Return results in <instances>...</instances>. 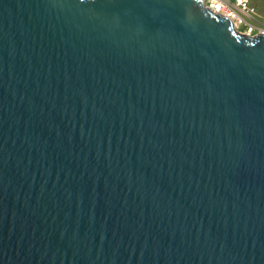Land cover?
<instances>
[{
	"label": "water",
	"instance_id": "obj_1",
	"mask_svg": "<svg viewBox=\"0 0 264 264\" xmlns=\"http://www.w3.org/2000/svg\"><path fill=\"white\" fill-rule=\"evenodd\" d=\"M0 264H264V33L0 0Z\"/></svg>",
	"mask_w": 264,
	"mask_h": 264
},
{
	"label": "built area",
	"instance_id": "obj_2",
	"mask_svg": "<svg viewBox=\"0 0 264 264\" xmlns=\"http://www.w3.org/2000/svg\"><path fill=\"white\" fill-rule=\"evenodd\" d=\"M205 2L214 10L230 16L238 29L251 34L264 33V26H257L255 22L257 10L251 4V0H206Z\"/></svg>",
	"mask_w": 264,
	"mask_h": 264
},
{
	"label": "rangeland",
	"instance_id": "obj_3",
	"mask_svg": "<svg viewBox=\"0 0 264 264\" xmlns=\"http://www.w3.org/2000/svg\"><path fill=\"white\" fill-rule=\"evenodd\" d=\"M251 4L256 7L257 19L255 20L257 26H264V0H251ZM243 29V27H241ZM258 28L256 29V31Z\"/></svg>",
	"mask_w": 264,
	"mask_h": 264
},
{
	"label": "bare ground",
	"instance_id": "obj_4",
	"mask_svg": "<svg viewBox=\"0 0 264 264\" xmlns=\"http://www.w3.org/2000/svg\"><path fill=\"white\" fill-rule=\"evenodd\" d=\"M206 1V0H205ZM207 3V2H206ZM237 27V26H236ZM238 28V27H237Z\"/></svg>",
	"mask_w": 264,
	"mask_h": 264
}]
</instances>
